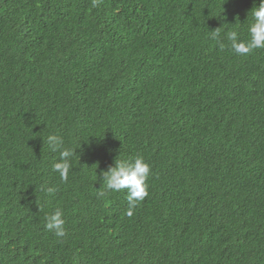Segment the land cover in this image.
I'll return each instance as SVG.
<instances>
[{
	"label": "trees",
	"instance_id": "1",
	"mask_svg": "<svg viewBox=\"0 0 264 264\" xmlns=\"http://www.w3.org/2000/svg\"><path fill=\"white\" fill-rule=\"evenodd\" d=\"M93 2L0 0V264H264L260 0Z\"/></svg>",
	"mask_w": 264,
	"mask_h": 264
},
{
	"label": "clouds",
	"instance_id": "2",
	"mask_svg": "<svg viewBox=\"0 0 264 264\" xmlns=\"http://www.w3.org/2000/svg\"><path fill=\"white\" fill-rule=\"evenodd\" d=\"M93 6H96L95 0ZM250 12L253 22L248 29L250 36L248 41L239 40L238 33L235 31L227 34V38L231 41V48L237 55H246L254 49L264 48V0H260L259 5L253 7ZM218 35L219 32L217 30L212 32L213 39H216ZM48 139L58 146L62 143L54 136H50ZM60 155L63 159L68 157L70 153L69 151H63ZM68 169L67 163L54 165V170L60 174L62 179H67ZM149 172V165L141 157H137L132 161H118L115 167L104 173L106 187L115 191L127 189L128 200L134 206L135 201L142 200L147 195L145 181ZM64 223L62 213L56 211L47 217L46 227L49 230H54L57 236H63Z\"/></svg>",
	"mask_w": 264,
	"mask_h": 264
}]
</instances>
